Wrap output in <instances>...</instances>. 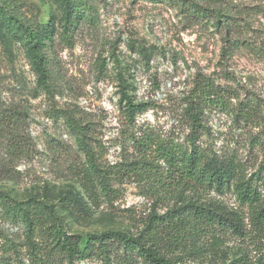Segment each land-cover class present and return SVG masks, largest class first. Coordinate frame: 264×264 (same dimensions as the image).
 Segmentation results:
<instances>
[{
	"label": "rangeland",
	"instance_id": "1",
	"mask_svg": "<svg viewBox=\"0 0 264 264\" xmlns=\"http://www.w3.org/2000/svg\"><path fill=\"white\" fill-rule=\"evenodd\" d=\"M61 1L0 0L15 21L50 24L55 30L47 41L42 81L28 49L0 32V192L55 205L73 235L119 231L136 236L152 216L166 214L178 201L175 194L155 189L152 174L149 179L124 176L111 184L109 197L99 192L95 202L86 196L85 218L69 213L60 200L70 190L84 194L80 175L91 160L109 174L139 159L123 136V93L154 106L140 123L180 142L189 133L181 116L183 98L198 73L228 84L240 100H255L264 113V0H192L208 15L229 16L220 18L222 29L213 25L216 19L188 16L181 0H82L85 15L71 23ZM228 41L240 48L223 58ZM226 74L232 81L223 78ZM204 126L201 147L219 157L234 156L243 178L254 179L264 199V118L243 122L236 110H209ZM78 128L91 155L77 141ZM195 198L242 219L244 231L200 237L202 252L198 259L184 257L187 263L264 264V237L233 190L204 191ZM25 240L23 225L0 217V257L8 256L3 250L11 243L26 254ZM187 243L192 248V241Z\"/></svg>",
	"mask_w": 264,
	"mask_h": 264
},
{
	"label": "trees",
	"instance_id": "2",
	"mask_svg": "<svg viewBox=\"0 0 264 264\" xmlns=\"http://www.w3.org/2000/svg\"><path fill=\"white\" fill-rule=\"evenodd\" d=\"M81 1H61L66 23L85 15ZM181 1V9L188 16L206 19V22L216 19L213 25L217 28L222 29L220 18L229 17L224 13L211 16L197 2ZM206 1L218 3L220 0ZM4 31L28 49L36 63L40 81L44 80L45 49L47 41L55 33L54 28L50 24L24 25L0 7V32ZM228 43L223 48V58L226 54L230 55L233 48H240L236 42ZM261 54L264 56V53ZM223 78L227 82L232 81L228 74ZM123 94L120 102L126 120L123 136L135 149L139 159L120 165L109 174L91 160L89 168L80 175L84 194L70 190L61 198V204L69 213L85 218L88 211L86 196L95 202L99 192L109 197L113 192L111 184L124 176L149 179L152 174L153 181L157 183L155 189L178 197L175 207L162 216H152L146 229L136 236L119 231L81 236L65 230L55 205L38 198L18 201L0 192V217L25 227L27 246V253L21 255L15 245L6 244L3 253L8 256L0 257V264H76L87 261H97L99 264H189L184 257L198 259L202 252V245L198 242L200 237L229 229L236 233L244 231L242 219H231L226 213L195 198L196 194L204 191L223 194L233 190L239 201L251 209V219L259 226V232L264 237V199L259 188L253 185L254 179L243 178L241 165L234 156L219 157L199 143L204 133L207 111L236 110L237 117H241L243 122L259 123L264 118L262 106L250 98L240 100V96L228 84H218L211 77L198 73L183 98L181 116L189 133L184 142H180L165 139L147 127L146 122L140 123L141 116L154 106L151 103H136L126 93ZM234 100H237L236 105L233 104ZM80 131L78 128L77 141L81 149L91 155L86 134ZM257 177L260 180V174ZM188 193L193 195L189 196ZM232 221L236 224L233 225ZM187 241H192V248Z\"/></svg>",
	"mask_w": 264,
	"mask_h": 264
}]
</instances>
